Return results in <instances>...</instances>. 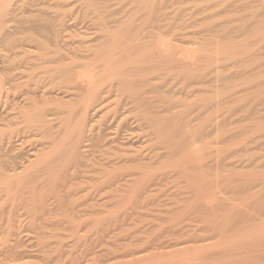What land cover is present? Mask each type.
I'll use <instances>...</instances> for the list:
<instances>
[{"label": "rangeland", "instance_id": "rangeland-1", "mask_svg": "<svg viewBox=\"0 0 264 264\" xmlns=\"http://www.w3.org/2000/svg\"><path fill=\"white\" fill-rule=\"evenodd\" d=\"M8 8L10 10H7L4 17L6 23L0 29L1 36L7 31L14 30L16 25L18 26L28 17L33 19L44 17L43 19L46 18L49 22L51 20L55 22L54 27L57 29L56 31L54 29V32L61 33L58 39H61L60 43L64 45L70 42L69 39L71 41L76 39L74 38L75 31L77 33L79 29L82 30L80 25L84 24L82 22L84 19L85 21L91 18L95 19L102 13L100 16H109L110 18L113 16L127 17V19L135 17L138 22L142 20L143 26L147 27L148 31L154 32L153 38L155 40L157 35L159 38L160 36L164 37L162 40L169 38L168 41L164 40L167 44L164 42V46L162 45V47L166 45L167 49L162 47L160 49L169 50L168 48H171L176 61L170 64V68L167 66L166 69L159 72L160 78L157 79V84L160 83L159 86L162 84L160 86L162 90L159 87L161 97L158 98H162L161 101L165 107L166 105L173 107L172 113H167V117L164 116L163 120H167L168 123L169 121L173 123V119L176 120L174 123L176 122L177 125L173 123L175 126L173 131L171 123V130L174 133L176 129L179 128V130L176 131L175 136L174 133L172 134V138L173 136L176 138V140L173 139L175 142L183 141V144L177 142L183 148L181 150L179 149L180 146L177 147L173 157L164 158L163 163L164 159L157 164V167L155 166V169L153 167L156 171L151 169L153 172L150 175L152 174L154 177L162 174V176L165 174L169 177L167 181L165 176V178L163 177L165 181H162V176L158 177L159 179L155 177L157 181L154 179V182L156 181L158 184L150 189H158L153 192L149 190L147 193H126V195L124 193H111V195L110 193L98 192L100 193L98 194L93 190V186L95 188V186H100L106 182L108 177L103 176L99 180H95L96 182L94 180H80L79 183V180H71L73 183L76 181L79 183L69 182L73 185H71L72 188L78 187L75 186L77 184L84 189L79 188L83 192L79 191L75 194L74 192H60L59 190L57 192L56 188L52 190V185H48L49 182H38L40 186L44 184L45 187L42 186L44 190L33 191V194L30 190H27L28 193L22 190L21 193L8 195V198L3 191L5 177L0 176L3 178H0V245L4 241L17 240L28 251L26 264H64V244H70V237H75L73 240L78 242L80 233L82 234L81 240L86 238L90 242L91 239L93 242H98L104 237L96 249V245H93L94 248L91 245L92 248H90V242L86 244V240L83 241L84 244L82 241L78 242L83 244V248L86 245L88 246L87 249L97 253L99 249L108 247V244L109 247H113V244L120 243L121 238L122 242H125L126 236L127 242L130 240L134 241V245L143 246L144 243L141 241L150 240L153 242L149 238L152 237V234H157L156 237H152L155 238L156 244L166 241L172 242L173 232L171 236L170 230L180 228V226L188 225L187 227L192 229V226L199 224L198 228L195 226L192 230L203 227L201 231H198L205 236L204 229L206 232L208 229L206 233L208 234L210 230L214 232L216 230L213 228L216 229L223 224L226 226H221V229L219 227V234L222 233V229L231 228L229 232H232L234 227L236 229H233V233H237L239 237L238 235L234 237L233 233V237H229L231 234L226 230L229 236L227 237L228 233H226L224 235L225 243H221L223 240L221 239L220 242V238H223V234L220 236L216 234L219 231L214 232V234L210 231L217 239L210 235L212 239L209 238V241L211 239V243L207 242L205 248L208 247L206 249L212 250L214 247L226 246V240L227 245L231 244L230 241H232L233 244L230 247L233 253L229 257H235V260L227 257L223 259L227 263L222 260L213 264H228V260L230 263L233 261L232 264H240V262L243 264L244 258L249 253L252 251L258 253L259 250L264 249V242H262L264 241V0H19L15 3L13 0ZM115 9L117 10L115 11ZM112 12L115 14L113 15ZM23 18L24 20H22ZM80 20L81 24H79ZM76 21L77 23H75ZM68 37L69 39L66 41ZM153 38L150 39L153 40L150 43L155 41ZM169 40L174 46H172L173 44H171L172 47L168 46ZM0 44L2 43L0 42ZM152 44L154 45V43ZM187 49H190L189 54ZM1 59L0 57V70L3 71L1 68H5V66L1 65ZM161 101L160 103H162ZM168 101L171 103L169 104ZM167 124H164L166 128L169 127ZM169 129L168 131H170ZM27 141L25 144L26 141L24 140L22 148L13 151L14 155H23L26 162L30 159V156H27V153L29 154L27 149L32 147L29 144L31 141ZM9 154H13L12 151ZM25 161H23L24 165H26ZM25 176L27 175L25 174ZM151 177L148 179L153 180ZM25 178L21 180L24 181ZM152 180H140V183L146 185ZM52 181L57 184L60 182ZM140 183L137 184L138 187ZM47 185L48 187H46ZM196 193H199V196ZM37 195H40V198ZM37 200L39 205L43 203L42 207L37 204ZM207 202L212 205V208L210 205L207 206L212 209V216L209 209L206 213L205 205ZM235 213L241 218L246 216L248 221L244 218L243 222H246L242 223L237 215L236 218L241 222L239 224L236 218L230 217V214L235 216ZM224 222L229 223L227 225ZM209 223L213 225H211L213 228L211 227L210 230L209 228L206 229L207 226L204 228V225ZM157 224L159 225L157 226ZM76 226H81V232ZM187 227L184 228L188 229ZM76 228L79 235H77L78 232L74 234ZM104 228L106 233L103 232ZM107 228L111 232L107 231ZM164 230H169L171 237L167 236L169 233ZM249 230L251 231L249 232ZM71 231H74L73 234L76 236L68 234ZM133 231L134 233H132ZM161 231L163 232L161 233ZM157 232L161 233V236L164 232L168 233L167 235L164 233L162 236L163 238L167 236L165 237L167 240L161 238ZM127 233L137 237L142 236L140 238L150 235L149 237L146 236L147 238L144 240L138 237L140 240L138 239L139 242L137 243V237L135 236L136 240L132 239V235ZM65 234L71 235L68 236L69 239ZM113 234L115 235L113 236ZM105 236L108 238L106 242H104ZM129 236L131 238L128 239ZM134 236L133 238H135ZM118 237L120 240H117ZM110 238H114L115 240H113L116 242L114 243ZM257 238H260L261 241ZM95 239L98 240L94 241ZM172 240L176 241L175 238ZM255 241L260 242H256L257 245L251 247ZM215 243H218L217 246ZM165 244L167 245V243ZM171 249L172 247L170 249L165 247L162 250L159 248L160 251H158L154 248L153 252L157 250L156 252L160 255V258L159 255L156 256L157 259H160L161 264H165L168 259L175 257L172 256L174 252H170L171 255L169 254L167 260L163 262L166 259L164 253L166 250L171 251ZM211 250L207 251L211 252ZM161 251L164 253L162 254ZM259 259L257 261L255 259V264H264V259L262 257ZM171 261L168 262L171 263ZM86 262L90 264L89 261H85V264H87ZM246 262L244 264H248Z\"/></svg>", "mask_w": 264, "mask_h": 264}, {"label": "bare ground", "instance_id": "bare-ground-1", "mask_svg": "<svg viewBox=\"0 0 264 264\" xmlns=\"http://www.w3.org/2000/svg\"><path fill=\"white\" fill-rule=\"evenodd\" d=\"M12 2L13 0H0V29H2L3 25L6 23L4 17ZM15 2H19V0H14V3ZM116 10L117 9H115V11ZM94 14L97 15V13ZM101 14L102 13H100V15ZM100 15L98 17L96 16L97 19L91 17H89L91 19L88 21L84 19L82 21L84 24H81L80 20L79 24H81L80 27L82 30L78 28L79 32L76 33L75 31V35L73 33L76 39H72L73 41H71L68 37L66 41L69 39L68 41L70 42L64 45L60 43L61 39H58L61 33L59 34L58 31L54 32V29L55 31L57 29L54 27L55 22H52L51 19V22H49L48 19H43L44 17L38 19L28 17L25 21H22L24 20L23 18L20 20L22 23L18 26L16 25V27L13 28L14 30L7 31L2 36L0 35L2 37H0V42L2 43L0 44L1 65L5 66V68L3 67L5 70L1 68L5 71L4 73L0 70V176L5 177L3 191L7 196L18 194L17 192L21 193L23 192L22 190L26 191V193H28L27 190H30L31 193L37 190H44V188H42L44 184L40 186L38 182H49L48 185H52V190L56 188L57 192H74L75 194L76 192L79 193V188L83 189V187L77 185L80 183V180L95 181L103 176L106 178L108 177V179L103 184L101 182L102 185L95 186L94 188L92 184L93 190H95L96 193H124L126 195V193H147L149 190L153 192L158 188L153 190L150 188L158 184L156 178L163 174L158 177L155 176V178L152 174L150 175V173L153 172L151 169H153V167L155 169L158 166L157 164L161 163L164 158L173 157L176 154L177 147L180 146L181 148L179 149L182 150L183 147L177 144L179 141L175 142L173 140H176L174 136L176 131L179 130L178 128L175 133L173 132L175 127L174 124L176 123H174L175 119L172 120L174 124L171 122L173 126L170 121L168 123L167 120H163L164 116L165 118L167 117V113H172L173 107L168 105L165 107L163 101H161L162 98L159 99L161 97L159 90L160 88L162 90V87H160L162 84L160 86V83L157 84V79L160 78L159 72L162 69H166L167 66L170 68V64L176 61L174 60V52L171 48H168L169 50H161L162 48H166V45L165 47H162V45L164 46V40L168 41L169 38L162 40L164 37L160 36L159 38L157 35L155 40L153 38L155 35L153 34L154 32L152 33V30L148 31L146 29L147 27L143 26L142 20L138 22L135 17V19H127V17L118 18L116 16V18L113 16L110 18L109 16ZM75 23H77V21ZM77 26L75 27L77 28ZM59 31L61 30L59 29ZM71 36L72 35H70V37ZM62 37L64 38L65 36ZM152 38L155 40L152 42L154 45L150 43L153 41L150 40ZM168 44L169 47L174 46L170 40ZM171 44L173 45L171 46ZM160 47L162 48L160 49ZM187 50L189 54L190 49ZM188 66L190 65L188 64ZM160 101L162 103H160ZM170 103L171 102H169V104ZM168 118L170 117L168 116ZM186 123L188 124L189 122ZM164 124H167L170 129L169 127L166 128ZM168 129L171 132L168 131ZM166 130L170 133H167ZM173 133L174 136L172 138ZM43 138H45V140H43ZM24 140L26 141L25 144L28 142L27 140H30L31 142H29V144L32 145L31 148L27 149V152H29L27 156H30L27 162L23 155H14L13 152L15 149L23 147ZM182 142L180 141L179 143ZM184 142L186 143V141ZM11 151L13 154L8 155ZM23 161L26 162V165H24ZM164 161L165 159L162 163ZM166 162L168 161L166 160ZM17 170H20V172ZM25 174L27 176H25ZM151 176L153 180L148 179ZM165 177L167 181L169 176L166 175ZM23 178L26 179V182L25 179L22 181ZM164 178L162 181H165ZM154 179H156L155 182ZM52 180L60 182L57 184ZM71 180H79V183L77 181L73 183ZM140 180L152 181L145 185L141 184ZM69 182L73 184L77 183L75 186L78 187L72 188L73 185ZM159 182H161V180H159ZM138 183H140L139 187L137 186ZM48 185L46 187H48ZM83 190L80 192H83ZM37 204L39 205V201ZM38 205L36 206L38 207ZM41 205L43 206V203ZM208 205H210V207L212 206L207 202V205H205L207 208L206 213L209 209ZM210 209L209 211L211 212L209 213L211 214L213 211ZM233 212L234 210L232 213ZM238 214H240V211H238ZM238 214L235 216H233L234 214H230V217L236 218ZM246 214H248L247 211ZM242 216L244 217V215ZM237 217L242 223L248 221L246 216L244 217L246 218L245 222H243L244 218H241L240 215ZM238 219L236 218L239 223L240 221H238ZM225 223L226 222H224V224ZM228 223L229 222L226 224L228 225ZM209 224L204 225V228L207 226L206 229H212L213 225L210 224V227H208ZM158 225L159 224H157V226ZM201 225L203 226V224ZM214 225L216 226V224ZM187 226H180V228L176 227L177 229L173 228V231L170 230L171 236L173 232L176 241L172 240L174 239L173 236L171 238L172 242L166 241L167 239L165 237L170 236V231L164 230L165 232L169 231V235L164 232L167 235L164 236L165 239L162 237L164 233L162 236L160 235L163 231L157 233L166 242L158 243L160 241L158 239V244H156V242H154L155 238L153 239L152 237H156L157 234H152V237H149V234L146 236L152 239L153 242H150L148 239L149 241L146 240V242L141 241L145 245L139 246V244H137L139 242L138 239L142 236L138 234L139 238L135 235L137 237V243L135 242V244L138 246L134 245V241L129 240V242H127L126 236V238H124L125 242H122L121 238V242L113 244V247H109L107 243L108 247H106V245V248L99 249L97 253L96 251L93 252L87 249L88 246L86 245L83 248V241L86 240V244L87 242L89 244L90 241L86 238L85 240H81V233V236H77V240L78 242L82 241L83 244L78 243L75 239L73 240L75 237H70L74 231V234H77L76 232L78 231L81 232V226H78L79 228L76 226L80 230L77 231L76 228L73 232L71 231L68 233L71 234L70 236L68 235L71 238V242H69L70 244H64L66 246V249L64 246V264H85V261H89L90 264H157L160 260V255L156 252L157 250L154 251L156 253H154L153 250L156 248L160 251L159 248L162 250V248L165 247H168V249L172 247V249L171 251L166 250L165 253L161 251L162 254H165V256H163L166 257L163 262L167 260L169 254L171 255L170 252H174L172 256H175L173 259H168L165 264H213L222 261L233 253L230 247L233 242L230 241L231 244L227 245V240L226 246L220 247L218 245L219 247L214 248L210 246L214 251H212L213 249H206L208 247L205 248L207 242L209 243L212 238L217 239L213 234L219 231V227L221 229L223 224H221V226L217 224L218 228H213L216 230L214 232L210 230L213 234L210 233V231L206 234L208 229L207 232L204 229L203 232L205 231V236L200 232L203 227L199 228L198 230L200 231H198L196 225L195 230H192L195 226H192V229ZM225 226L226 225L223 227ZM171 227L173 226L171 225ZM240 228L242 229V227ZM230 229L231 228L226 230L229 232ZM233 229L234 227L232 228V232H229L231 236H229L226 230H221V234H223V238H220V242L221 239L223 240L221 243H225L224 235L226 233H228V235H226L227 237H233ZM103 230V232L106 231L105 228ZM107 231L111 232L108 228ZM250 231L251 230H249V232ZM79 232L77 235H79ZM100 232H102V230H100ZM132 233H134V231ZM219 233L220 231L218 233L216 232V234ZM74 234L73 236H76ZM127 234L130 235L131 233ZM221 234L219 235L221 236ZM114 235L115 234H113V236ZM207 235L208 237H206ZM210 235H212V238ZM233 235L237 237L235 235L238 234L233 233ZM68 236L66 235L67 238ZM133 236L134 235H132V239L136 240V237L134 236L135 238H133ZM146 236L140 239L144 240L147 238ZM217 237L219 236L217 235ZM103 238L100 241H103ZM118 238L117 240H120V238ZM129 238H131V236H129L128 239ZM209 238H211L210 241ZM106 239L108 238L105 236L104 242H106ZM113 239H111V241L115 240ZM96 240L98 239L94 241ZM100 241L93 242L91 239L89 244L90 248L96 245V249L97 246L100 245ZM203 241H206V244ZM260 241H255V243H252L251 247L257 245L256 242ZM115 242L116 241H114V243ZM164 243H167V245H164ZM218 243H215V246H217L216 244ZM215 248L218 249L215 250ZM207 250H211V252ZM235 251L237 250L235 249ZM263 251L264 249L259 250V253L257 250L259 254L255 251V253H253V251L252 253L248 252L249 255L246 257L247 260L244 258L243 262L245 263V261H247L248 264L249 262L250 264H255L259 258L261 259L262 257L264 259ZM167 253L168 255L166 256ZM27 255V249L19 244L17 240L11 242L4 241V243L0 245V264H26ZM156 256L159 258L157 259ZM163 256L161 257L164 258ZM234 258L232 260H235ZM169 260H172L171 263L168 262ZM223 262L227 263L224 260ZM232 262L230 263L228 260V264H232ZM158 264H161V262L159 261ZM240 264H242V262H240Z\"/></svg>", "mask_w": 264, "mask_h": 264}]
</instances>
